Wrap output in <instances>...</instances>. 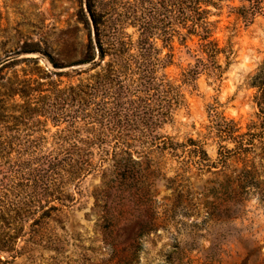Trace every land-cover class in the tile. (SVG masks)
<instances>
[{
	"label": "trees",
	"instance_id": "1",
	"mask_svg": "<svg viewBox=\"0 0 264 264\" xmlns=\"http://www.w3.org/2000/svg\"><path fill=\"white\" fill-rule=\"evenodd\" d=\"M227 1L82 0L76 25L60 31L56 48L25 44L20 52L43 55L51 69L38 66V58H22L10 62L27 65L21 74L0 77V264L23 256L35 264L40 248L58 251L55 240L42 244L52 232L48 224L78 202L93 174L103 180L93 206L108 251L104 264L136 263L142 238L158 220L154 159L179 151L201 163L208 159L198 141L189 139L186 149L160 130L187 105L185 91L195 90L201 74L221 77L220 54L228 65L209 22L210 8ZM262 1L240 0L235 14L250 23ZM193 38L204 57L193 55L194 63L173 77L167 69L175 63L174 43L192 55L187 42ZM252 86L257 122L245 134L217 112L209 116L210 132L234 144L228 152L239 156L257 144L264 150V64Z\"/></svg>",
	"mask_w": 264,
	"mask_h": 264
},
{
	"label": "rangeland",
	"instance_id": "2",
	"mask_svg": "<svg viewBox=\"0 0 264 264\" xmlns=\"http://www.w3.org/2000/svg\"><path fill=\"white\" fill-rule=\"evenodd\" d=\"M81 1L0 0V67L7 64L0 77L21 74L27 65L10 62L22 58H38V66L51 69L43 55L20 51L26 43L56 48L60 31L76 25ZM262 2V11L250 23L235 14L240 0L223 2L218 10L210 8L211 39L229 54V63L226 66L225 55L220 54L221 77L201 74L195 90L185 91L187 105L160 130L186 149L190 148L189 139L198 141L208 159L201 163L180 151L179 156L163 154L154 159L159 170L154 187L158 220L156 230L142 238L135 264H264V150L257 144L247 155L228 152L234 144L220 142L209 129V116L214 112L233 121L237 134H245L248 126L257 122V88L252 79L264 64ZM79 36L85 43V33ZM198 44L197 38L187 42L194 51L190 55L175 42V63L167 72L176 77L194 63L193 55L204 57ZM62 80L63 85L69 82ZM220 146L224 147L223 156L218 154ZM102 182L99 175L88 176L78 202L63 210L58 223L48 224L52 232L42 244L55 240L60 249L40 248L33 256L35 264L105 263L108 251L97 232L93 206V194ZM29 263L24 256L15 262Z\"/></svg>",
	"mask_w": 264,
	"mask_h": 264
}]
</instances>
